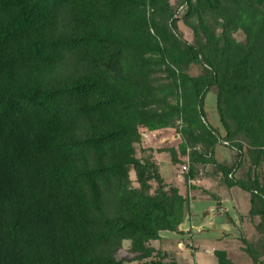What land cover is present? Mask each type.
<instances>
[{
  "label": "trees",
  "instance_id": "trees-1",
  "mask_svg": "<svg viewBox=\"0 0 264 264\" xmlns=\"http://www.w3.org/2000/svg\"><path fill=\"white\" fill-rule=\"evenodd\" d=\"M182 1L194 43L170 28L167 0H0V264H127L123 241L138 264H179L149 243L178 230L189 199L135 157L141 131L175 129L185 180L214 165L251 193L264 233V0ZM210 88L224 141L247 147L241 178L214 158ZM246 244L249 264H264V238Z\"/></svg>",
  "mask_w": 264,
  "mask_h": 264
},
{
  "label": "rangeland",
  "instance_id": "rangeland-1",
  "mask_svg": "<svg viewBox=\"0 0 264 264\" xmlns=\"http://www.w3.org/2000/svg\"><path fill=\"white\" fill-rule=\"evenodd\" d=\"M169 7L174 12L173 20L176 21V28H173L171 21H169V26L173 32L183 41L187 43L195 42L194 29L198 25V20L195 17H187V4L182 0H167ZM218 28V27H217ZM220 32V31H218ZM234 38L237 41H244L245 35L242 31L234 32ZM187 72L191 76H197L202 72V67L198 64H192ZM203 121L207 126L214 130L215 135L218 137V147L217 154L214 149V158L217 157L222 162L221 164L227 165L229 167H235V171L232 172L233 178H241L246 173L248 168V158L246 156L247 147L244 146L242 150H238L234 146L230 145L224 141V136L226 134L225 130L221 126L219 115L216 108V89L210 88L208 93L205 95L203 101ZM179 125V122L176 123ZM142 140L140 143L135 144V157L141 161L148 162L152 164L153 169L162 178L163 185L166 190L170 188L178 189L182 196L188 197L196 192L197 197L202 198L201 190H191L189 188L190 183L185 180V177L189 173V159L186 156L181 155L177 149L180 143V135L175 131V129H165L162 131L149 133L141 131ZM177 151V161L174 162L171 156V150ZM216 155V156H215ZM217 160V159H216ZM241 162V165L237 167V163ZM220 163V162H219ZM198 176L202 177L207 174H216L217 170L212 164L196 165L195 166ZM202 173V174H200ZM129 177L131 180L132 187H138L136 181L135 172L130 171ZM208 178V177H206ZM211 178V177H210ZM151 189L149 194L154 193L158 188V183L155 180L150 181ZM207 186V185H206ZM243 196H237V200L241 202V216L246 214L245 204L251 198V193L247 191H241ZM199 195V196H198ZM196 196H194L195 198ZM240 214V212H238ZM251 221L246 219L241 220L240 229L238 228L237 234L239 237V243H241L242 248L246 247V242H257L261 238H264V233L261 232V228H258L261 220L260 217ZM162 237L158 240L152 241L149 245L155 249L157 252L167 253L165 259L166 262L176 261L184 263L189 260V255H193L197 251L198 247L194 240L183 239L184 249L179 251L177 247V237L172 233H162ZM191 239V237H189ZM241 241V242H240ZM245 241V242H243ZM219 247V244H215ZM135 253L130 251V243L128 241H123L122 245L116 251L115 257L118 260H126L127 264H138L135 260ZM210 257V256H209ZM213 259V257H210ZM243 264H249L250 259L248 257L245 260H241Z\"/></svg>",
  "mask_w": 264,
  "mask_h": 264
},
{
  "label": "crops",
  "instance_id": "crops-1",
  "mask_svg": "<svg viewBox=\"0 0 264 264\" xmlns=\"http://www.w3.org/2000/svg\"><path fill=\"white\" fill-rule=\"evenodd\" d=\"M217 150L218 147H215L216 154ZM215 159L220 163L222 162L217 157ZM188 183H190L189 188L191 190H201L202 194L200 196L202 198L197 197L196 192L191 194L189 198L187 197L190 212L184 222L176 232H162L172 233L177 237L176 248L179 251L184 249V238L196 242L198 249L193 255H189V260L184 263L177 260V263L217 264L215 251L220 250L226 253L227 258L232 263L243 264L241 260H245L248 256L243 251L241 243L238 245L236 243H239V238H241L238 236L237 230L240 229L242 219L247 218L252 222L257 217L249 215L250 199L245 204L246 214L241 216V202L237 200V196H243L241 191L244 192V190L237 186L228 188L222 182L221 174L218 172L202 177L197 175L195 178L188 179ZM194 196L196 197L194 198ZM160 237L162 236L160 235ZM215 244H219V247Z\"/></svg>",
  "mask_w": 264,
  "mask_h": 264
}]
</instances>
